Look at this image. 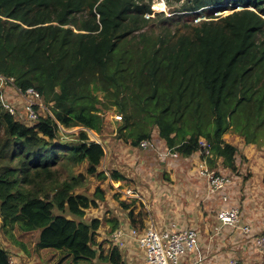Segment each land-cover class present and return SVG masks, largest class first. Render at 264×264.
Masks as SVG:
<instances>
[{"label": "trees", "instance_id": "obj_1", "mask_svg": "<svg viewBox=\"0 0 264 264\" xmlns=\"http://www.w3.org/2000/svg\"><path fill=\"white\" fill-rule=\"evenodd\" d=\"M175 1L173 16L155 15L154 30L153 0H0V77L34 89L50 111L21 122L0 100L2 229L39 232L37 250L73 264H127L132 251L111 236L125 225L145 229L147 217L141 200L114 189L125 177L100 169L105 149L89 132L103 133L105 112L120 114L117 137L133 148L149 142L185 160L201 153L231 177H240L241 149L225 139L229 132L264 151V0ZM224 11L232 13L214 16ZM183 15L207 19L164 26ZM82 165L114 190L125 222L100 216L102 186L92 196L80 191L86 176L74 170ZM262 236L255 231L253 243ZM0 264H11L3 247Z\"/></svg>", "mask_w": 264, "mask_h": 264}, {"label": "rangeland", "instance_id": "obj_2", "mask_svg": "<svg viewBox=\"0 0 264 264\" xmlns=\"http://www.w3.org/2000/svg\"><path fill=\"white\" fill-rule=\"evenodd\" d=\"M169 2L170 4L167 0H153L151 6L153 14L150 17L155 18L151 23V28L154 30H158L159 28V17H156L157 13H163L165 15L164 18L171 17L174 15L173 11L181 6L175 0H170ZM240 9L242 8L237 7V10ZM231 13L230 11L216 12L214 16H226ZM206 19V16L203 15L198 18L193 15L176 16L173 23H165L164 26L169 27L172 31H176L182 29L184 25L194 26L197 22ZM0 90L2 92L0 100L4 107L13 109L18 114L17 120L27 122L26 116L24 115L26 109L24 99L16 92L14 86L0 79ZM42 109L38 110V113L44 116L49 110L46 107ZM102 116L106 122L103 133L97 135L89 132L91 139L101 143L105 149V157L100 169L108 174L117 171L125 177L122 183H112L113 187L119 192H125L127 190L135 191L139 197L137 199L142 201L143 212L145 217H147V221L153 219L156 222L161 221L166 224L169 222H180L189 228H194L198 232V244L203 237L205 244H208L209 240L213 252L218 250L217 248H220L219 252L227 253L228 256L229 253L233 254L238 264H244L240 256L243 252H248L251 255L250 264H258L264 261V257L256 249L255 241L252 243L251 236L253 234H246L239 227H226L223 229L225 232L233 231L235 235H229L228 233L225 237L223 236L224 231L220 229L221 224L217 217L221 207V201L209 195L208 186L205 180L199 178L195 170L197 164L193 159L166 158V156L160 155L156 151L133 148L117 137L115 117L120 116V114L117 115L113 110L102 113ZM79 130V128H76L64 132L67 134H77ZM2 137L3 132L0 130V145L3 141ZM66 139L71 140L70 138ZM225 139L241 149L239 150L238 156V175L240 177H234L236 184L238 183L239 185L237 187L238 189H236L239 193L232 195L231 202H234L240 209L241 223L244 222V226H249L253 232L258 231L259 233L262 226L264 227V193H260L259 196H252L258 201L257 211L252 212L254 203L250 200L251 196L249 193H243V189L246 182L255 173L264 169V151L262 150L259 153L255 147H244V140L231 132L225 136ZM157 146L159 147V151L165 149L162 145L161 148L159 145ZM200 156L201 153L197 158L201 159ZM85 170L86 165H82L74 170L75 174H84L86 176V181L80 191L92 196L95 189L102 186L105 192H107L106 196L108 201L100 204L98 210L100 216H104L105 218L106 216L108 218L117 216L121 219V222H125L127 215L121 211L119 201L116 199L117 195H114V190L108 189L107 183H103L101 179L87 176ZM212 170L217 174L234 175L230 171H224L223 169H219V171ZM185 184L188 186L184 187L183 185ZM118 196L121 198V194H118ZM245 200H250L247 207H243ZM231 202L230 204H233ZM245 211L250 216H246ZM250 213L254 214L253 219L258 225L255 226L253 222L249 223L251 222ZM245 219L248 223L245 222ZM1 226L2 219L0 217V247L8 250L11 257V264H73L71 259H67L64 256L65 254L59 251L51 249L37 250L36 243L39 232L23 233L18 226L14 229L9 228L8 230H4ZM123 227L129 228L130 226L125 225ZM207 228L208 231H206ZM232 236L235 240L234 243L230 240ZM103 237L105 235L101 236L100 240ZM223 242H225L224 246L222 245ZM131 251L128 254L124 252L127 264H146L140 250L133 247Z\"/></svg>", "mask_w": 264, "mask_h": 264}, {"label": "built area", "instance_id": "obj_3", "mask_svg": "<svg viewBox=\"0 0 264 264\" xmlns=\"http://www.w3.org/2000/svg\"><path fill=\"white\" fill-rule=\"evenodd\" d=\"M7 83L12 84V79H5ZM15 88V87H14ZM16 92L24 99L26 109L25 116L27 122H34L38 119L39 113L35 106L41 109L45 108L40 100V95L34 89H29L26 92L15 88ZM10 114L17 118L18 114L11 108H6ZM24 112V111H23ZM22 118V115H21ZM116 119H121V116H116ZM206 147V143L202 144V148ZM141 148L144 150L155 149V146L149 142H142ZM160 155L167 157H175L170 151H166ZM209 155V152H206ZM200 179L205 180L208 186V193L214 199L221 201V207L218 211V221L221 224L220 229L226 227H239L246 234L254 232L249 226H244L241 223L240 209L230 204V190L235 184L234 177L229 175L217 174L213 171L206 160L200 159L196 168ZM123 197L137 199V193L132 190L121 192ZM208 195V196H209ZM252 235V237H253ZM111 241L121 250L131 251V248L140 250L144 256L146 264H186L198 247V232L194 228L181 226L177 222H169V224H161L153 219L147 221L145 229L139 231L132 227L118 228L111 236ZM258 252L264 257V237L254 240ZM191 260V259H190ZM189 264H205L201 260L191 261ZM227 264H238L235 258H230ZM258 264H264V261Z\"/></svg>", "mask_w": 264, "mask_h": 264}, {"label": "crops", "instance_id": "obj_4", "mask_svg": "<svg viewBox=\"0 0 264 264\" xmlns=\"http://www.w3.org/2000/svg\"><path fill=\"white\" fill-rule=\"evenodd\" d=\"M259 153H261V151ZM199 160L200 159H198L197 157H193V161L197 165H198ZM263 174H264V169L262 170V172L260 171L258 173H255L252 176V178L246 182V184L244 186V189H243V193L244 192L247 193V194L249 193L250 196H251V199L250 200H252L253 203H254L253 204V208H252V212H256L257 211V206H258L257 205L258 204V201L256 200L255 197H252V196H259L260 193H264V186L262 185V177H263ZM185 177H187V176H185ZM204 184H205V182H204ZM183 186L184 187H187L188 185L185 184ZM235 186H236V188H235ZM238 186H239L238 183L236 184V182H235V184L231 188V190H230V194H231L230 196H231V198H232V195L233 194L239 193V191L236 190V189H238L237 188ZM178 188H179V186H178ZM242 197H243V194H242ZM250 200H245L243 202V207H247L249 205V203H250ZM231 203L234 204V205L232 204L233 206H236L237 207V205L234 202H231ZM250 214H251V222H249V223H252L253 222L255 224V226L258 225V224H256V221H254V219H253L254 218V214H252V213H250ZM247 215H249V213L246 212V216ZM245 218H247V217H245ZM245 222H247L246 219H245ZM158 223H161L162 225L164 224L161 221H159ZM177 223L180 224L181 226H185L183 223H180V222H177ZM206 223H207V221H206ZM167 224H169V223H167ZM242 225H245V223L242 222ZM255 226H253V227L255 228ZM263 228L264 227L262 226V229ZM262 229L260 230V232L264 231ZM206 231H208V228H207ZM256 232H258V231H256ZM228 233H229V235L230 234H234L235 235V233L233 231L232 232H228ZM228 233L224 231V233H223L224 235L223 236L225 237V235L228 234ZM232 237H230V240L234 243L235 240H234V237L233 238ZM235 239H237V238H235ZM239 241H242V240H239ZM224 243L225 242H223V244H222L223 246H224ZM252 243H253V240H252ZM217 249L218 250H216L215 252H213L212 251V248H211V244L209 243V240H208V244H205L204 238L202 237L201 242L198 244L197 251L195 252V254L191 258H189L187 260L186 264H189V262H191V261H199V260H201L205 264H227L229 262V258H235V256L233 254H230L229 253V256H228L227 253L219 252L220 248H217ZM240 256L243 259L244 264H250V262H251V255L248 252H246V253L243 252V253L240 254Z\"/></svg>", "mask_w": 264, "mask_h": 264}]
</instances>
